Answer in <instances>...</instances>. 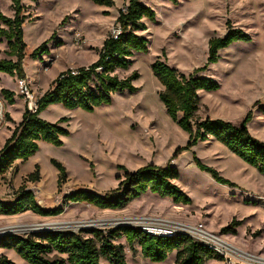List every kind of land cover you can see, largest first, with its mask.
<instances>
[{
  "label": "rangeland",
  "instance_id": "1",
  "mask_svg": "<svg viewBox=\"0 0 264 264\" xmlns=\"http://www.w3.org/2000/svg\"><path fill=\"white\" fill-rule=\"evenodd\" d=\"M111 6L97 5L92 0H22L25 6L22 62L25 77L32 83L37 96L61 72L88 66L95 62L103 40L114 30L118 11L128 0H111ZM155 12L154 22H145L140 32L148 40L147 53H135L127 70H117L118 78L133 71L139 75L132 84L136 92L115 93L108 105L93 111L68 110L60 105L48 106L39 117L48 122L62 123L69 132L60 146L38 141L34 155L20 164L18 178L0 180L13 190L24 184L32 190L41 209L60 210L59 214L39 216L25 212L1 216L0 228L11 225L40 226L50 223L86 221L88 227L53 228L51 231H72L114 228L118 218L157 216L184 222H201L206 229L219 233L238 251L264 259V176L217 141H198L187 145L188 135L166 114L158 99L161 87L151 72V64L160 59L179 73L188 75L205 65L207 42L232 29L247 33L250 42H235L219 51L216 63L200 73L220 85L218 91L200 93L198 118L209 117L239 125L250 112L246 127L249 133L264 143V0H140ZM0 12L12 17L9 0H0ZM45 44L47 53L34 60V49ZM6 41L0 43V59L5 54ZM43 68H46L43 70ZM16 78L0 73V89L16 94ZM14 102V103H15ZM19 102L6 105L13 119L20 117ZM13 124L6 118L2 134ZM215 169L232 186L219 184L201 172L193 158ZM61 163L67 180L57 188L58 171L51 161ZM153 164L171 165L179 177L174 184L189 197L190 204L175 205L170 199H160L150 193L140 196L120 210H99L85 203H66L64 197L76 189L104 194L117 186L124 167L128 172ZM39 166L40 183L26 181L34 166ZM39 182V181H38ZM10 193L9 200L14 192ZM98 220H112L105 225ZM114 220V221H113ZM93 221V222H92ZM232 221L238 223L228 233L221 229ZM12 229H10L11 231ZM42 230L13 231L26 236ZM123 246L127 264H174V253L163 262H151L140 255L137 245ZM0 254L2 252L0 251ZM14 264H26L13 251H5ZM209 261L206 264H222ZM263 264V263H260Z\"/></svg>",
  "mask_w": 264,
  "mask_h": 264
},
{
  "label": "trees",
  "instance_id": "2",
  "mask_svg": "<svg viewBox=\"0 0 264 264\" xmlns=\"http://www.w3.org/2000/svg\"><path fill=\"white\" fill-rule=\"evenodd\" d=\"M12 17L0 12V43L6 41L5 54L9 59H0V73L10 78L23 79L22 67L25 54L23 41V23L25 6L21 0H9ZM36 1V0H30ZM94 4L111 6V0H92ZM124 9V10H122ZM155 21V12L140 0H128L118 11L115 26L119 34L114 38L111 34L103 40L95 62L88 66L59 73L51 82L50 88L38 99L37 110L31 113L24 109L19 123L13 128L11 135L0 149V178L16 161L24 162L35 154L38 141L54 146L62 144V138L69 132L62 125L65 119L49 123L39 118V114L48 106L58 104L65 109H82L93 111L95 108L108 105L115 93H134L137 88L132 82L139 77L133 71L125 78L115 75L117 70H127L130 58L135 53L148 52V40L140 32L146 30L145 22ZM251 37L240 29H232L227 23V31L221 37H212L207 42V56L204 66L195 68L190 74L179 73L165 61L156 59L150 66L151 72L161 90L158 99L162 103L167 116L188 135L189 148L198 141L209 137L224 145L232 154L247 165L255 168L264 176V143L254 138L246 124L250 118L247 113L244 120L236 125L220 119L198 118L196 112L200 103V93L218 91L220 85L214 80L203 77L200 73L219 59V51L235 42H250ZM45 44L33 50L30 57L39 59L46 54ZM40 55L38 56V52ZM0 95L6 104H14V92L0 89ZM7 119L10 122L8 114ZM195 166L219 183L232 186L212 167L193 158ZM58 171L57 188L66 182L64 166L56 160L51 161ZM122 176H118L117 186L100 195L84 189H76L64 197L66 203H85L99 210H120L140 196L150 193L160 199H170L175 205H188L190 199L175 184L178 171L171 165L164 167L153 164L128 172L124 167ZM39 166L35 165L26 176L28 182H38ZM39 216H51L60 210L46 211L40 208L32 190L22 184L13 193L12 202H3L0 198V216H14L25 212ZM232 221L221 229L228 233L237 225ZM123 238L129 248L137 245L140 255L151 262H163L174 253V264H206L209 261H222V257L205 245L194 241L187 235L177 234L173 237H157L146 234L136 227L117 226L107 229L69 231L45 230L35 234L20 236L3 234L0 236V249L16 253L26 264H127L123 246L116 243ZM0 264H14L8 257L0 254Z\"/></svg>",
  "mask_w": 264,
  "mask_h": 264
},
{
  "label": "built area",
  "instance_id": "3",
  "mask_svg": "<svg viewBox=\"0 0 264 264\" xmlns=\"http://www.w3.org/2000/svg\"><path fill=\"white\" fill-rule=\"evenodd\" d=\"M110 34L116 38L119 34V28L115 26ZM44 69L45 71L47 70L46 68ZM70 70L72 75L77 73L76 69ZM16 88V94L23 100L24 109L31 113L36 112L39 97L33 90L30 81L26 77L17 79ZM6 105L5 100L0 95V130L6 126ZM125 220L127 226L136 227L140 231L152 236L173 237L177 234L187 235L194 241L205 245L208 249L220 255L223 259L222 264H264L262 262L264 259L255 258L252 255L238 251L227 243L222 235L207 230L201 222L189 223L157 216L130 217Z\"/></svg>",
  "mask_w": 264,
  "mask_h": 264
},
{
  "label": "crops",
  "instance_id": "4",
  "mask_svg": "<svg viewBox=\"0 0 264 264\" xmlns=\"http://www.w3.org/2000/svg\"><path fill=\"white\" fill-rule=\"evenodd\" d=\"M21 2H22V0H21ZM23 35H24V31H23ZM79 67H82V66H79ZM27 78V80H30L28 77H26ZM56 78V77H55ZM54 78V79H55ZM53 79V80H54ZM52 80V81H53ZM51 81V82H52ZM30 83H31V81H30ZM51 84V83H50ZM50 84H49V86L47 87V89L44 91V92H46L49 88H50ZM31 85H32V83H31ZM43 92V93H44ZM43 93H41L40 94V96L43 94ZM17 102H19V105H20V108H19V115H20V117L19 118H17V119H13L12 117H11V114H10V112H9V115H10V122L9 123H11V124H13V127H12V129L11 130H5L4 131V133L2 134V141H1V145L3 146L4 145V142L6 141V139H8L9 137H10V135H11V132H12V130H13V128L19 123V121H20V119H21V116H22V113L24 112V103H23V100L21 99V102L20 101H17ZM17 102H15L13 105H16V103ZM53 105H58V104H53ZM51 106V105H50ZM198 111V110H197ZM196 114H197V112H196ZM207 117V116H206ZM206 117H204V118H206ZM40 118V117H39ZM204 118H202V119H204ZM42 119V118H41ZM46 122H48V121H46ZM49 123H54V122H49ZM3 131V130H2ZM208 140H211V141H214V139L213 138H211V137H209L208 138ZM2 146H1V148H2ZM0 148V149H1ZM22 162L21 161H16L14 164H13V166L2 176V178H0V180H5V179H7V180H9L10 178H12L13 179V181H16L17 180V178H18V170H19V167H20V164H21ZM40 176V179H41V175H39ZM38 184L40 183V180H39V182H37ZM19 186H15L14 188H13V190H10V188H6V186L5 185H3L2 183H1V185H0V198L3 200V202H12L13 201V195H11V198L9 199V200H6V199H4V198H2L3 196L5 197V198H9L10 197V193L8 192L7 194L5 193V191H11V192H15L16 190H17V188H18ZM28 188V187H27ZM146 194H148V193H146ZM146 194H144V195H146ZM264 197V196H263ZM0 218H1V216H0ZM0 221H2V219H0ZM0 251L2 252V254L3 255H5V251H8V250H4V249H0Z\"/></svg>",
  "mask_w": 264,
  "mask_h": 264
},
{
  "label": "bare ground",
  "instance_id": "5",
  "mask_svg": "<svg viewBox=\"0 0 264 264\" xmlns=\"http://www.w3.org/2000/svg\"><path fill=\"white\" fill-rule=\"evenodd\" d=\"M110 221H112V220H98L94 224L105 225V224L110 223ZM115 222H118V224H121V223H125L126 220H125V218H118L117 220H115ZM90 225H92V223L86 222V221H80V222H68V223H66V222L65 223H50V224H45L44 226L53 227V228H74V229H78V228H82V227H88ZM4 229H9V230L12 229L13 231L23 232V231H27V230H32L33 228H31V226L11 225V227L0 228V231L4 230ZM262 262H264V261H262Z\"/></svg>",
  "mask_w": 264,
  "mask_h": 264
},
{
  "label": "water",
  "instance_id": "6",
  "mask_svg": "<svg viewBox=\"0 0 264 264\" xmlns=\"http://www.w3.org/2000/svg\"><path fill=\"white\" fill-rule=\"evenodd\" d=\"M115 227L117 226H127V223H121V224H114ZM56 229V228H55ZM32 230H42V231H45V230H51L49 227H46L44 226L43 224L40 225V226H34V228ZM56 231H60V230H56ZM12 230L10 231L9 229H4V230H1L0 231V236L3 235V234H11ZM69 232H72V231H69Z\"/></svg>",
  "mask_w": 264,
  "mask_h": 264
}]
</instances>
